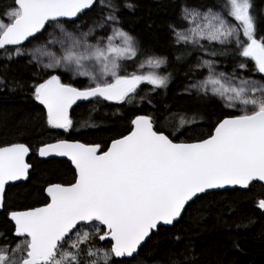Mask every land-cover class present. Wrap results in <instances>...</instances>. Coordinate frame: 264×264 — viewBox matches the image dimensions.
Here are the masks:
<instances>
[{
	"label": "snow or ice",
	"instance_id": "obj_1",
	"mask_svg": "<svg viewBox=\"0 0 264 264\" xmlns=\"http://www.w3.org/2000/svg\"><path fill=\"white\" fill-rule=\"evenodd\" d=\"M216 6L183 0L167 26L175 44L191 46L176 60L199 53L190 72L208 71L205 79L185 89H197L211 102L213 110L206 109L208 130L189 134L186 140L181 137L195 120L181 117L169 128L151 114L135 115L126 131L107 140L75 138L78 102L122 105L142 84L155 91L167 88L171 79V73L160 74L169 63L165 56L146 55L139 65L151 69L146 73L122 66V61L134 60L140 48L121 26L119 0H12L0 12V58L12 62L29 57L27 65L48 59L37 82L13 80L8 86L9 91L27 87L44 111L43 129L34 144H0V215L10 225L0 231V264H131L148 241L179 223L197 202L264 184V17L253 14L251 0H226L225 15L214 11ZM49 29L59 34L58 40L29 47L53 35ZM216 44L233 48L217 50ZM52 45H58L59 54L48 51ZM229 56L240 61L232 73L217 72V58ZM244 61L253 62L259 80L236 75L238 70L249 71ZM5 85L0 78V90ZM80 127L108 130L94 123ZM52 130L60 134L52 137ZM32 155L66 158L71 179L46 180L40 188L42 200L13 202L11 190L31 180ZM256 207L264 215V199ZM234 214L227 206L218 216L226 232H241L255 223L226 218ZM232 242L235 250L243 251L239 240ZM172 264L196 261L184 258Z\"/></svg>",
	"mask_w": 264,
	"mask_h": 264
},
{
	"label": "trees",
	"instance_id": "obj_2",
	"mask_svg": "<svg viewBox=\"0 0 264 264\" xmlns=\"http://www.w3.org/2000/svg\"><path fill=\"white\" fill-rule=\"evenodd\" d=\"M12 0H0V12L10 5ZM183 0H128L132 4L131 9L123 7L124 0H119L121 11L118 14L121 26L125 31L136 37L140 51L134 60L122 61V66L127 71L144 72L150 71L147 66L139 68L145 61L146 55L165 56L168 65L160 69L161 75L171 73L170 82L165 89L152 90V86L142 84L137 93L129 98L124 104L105 102L109 109L117 108V112L103 114L99 111L95 102L81 103L74 108V121H79L75 138L82 141L107 140L119 131H126L129 122L137 114H151L158 123H166L172 128L179 123L181 117L187 120H195L196 125L190 127L189 133L181 139H188V135H197L208 130V111L210 101L203 94L185 91L189 84L202 78L206 71L197 69L190 72L196 63L199 53H193L180 61L176 56L180 55L187 47L177 45L170 36L168 24L174 22L177 17V4ZM197 3L215 4L213 10L220 11L225 15L223 6L226 0H196ZM253 14L264 17V0H251ZM93 13H88V16ZM227 17V16H226ZM231 20V18L227 17ZM2 19V16H0ZM5 20L4 22H6ZM233 21V20H232ZM186 26V25H185ZM243 39V37H241ZM46 40L42 38L40 42ZM38 41H33V43ZM201 43L207 44V41ZM217 50H228L233 45H214ZM11 51V49H9ZM3 53H0V57ZM204 58H209L204 56ZM27 59H16L8 62L0 58V77L6 81L3 90H0V144L8 142L35 143L37 136L43 129V106L31 98V93L25 87L22 90L9 91L11 81L15 80L24 85H30L37 80L35 64L27 65ZM217 69H222L231 74L234 64L240 62L235 58L219 57L216 60ZM248 64L249 71L255 72L253 62L244 61ZM239 71V70H238ZM44 73H42V76ZM256 77H260L255 72ZM68 80L66 76L63 77ZM150 89V90H149ZM148 90L149 98L140 100V95ZM151 100V104L148 101ZM216 103L222 102L213 97ZM207 109V110H206ZM225 111H230L225 109ZM84 123L103 125L107 131L96 132L89 128L80 127ZM55 137L58 130L48 133ZM29 162L33 164L31 180L27 183H18L9 195L13 202H35L44 198L40 188L46 180L62 182L71 179V165L67 160L41 159L32 155ZM264 198V185L256 183L247 191H227L197 202L189 209V213L173 227H165L160 235L154 236L144 246L136 261L146 264H172L177 259H194L196 264H264V215L256 207L257 202ZM227 206L235 210L231 219L245 218L255 221L248 229L241 232L235 230L226 232L218 216ZM10 225L0 215V231H7ZM176 237L180 239L177 240ZM233 239L240 241L243 251H237L233 247ZM98 246H106L105 242H98ZM135 261H132L133 263Z\"/></svg>",
	"mask_w": 264,
	"mask_h": 264
},
{
	"label": "rangeland",
	"instance_id": "obj_3",
	"mask_svg": "<svg viewBox=\"0 0 264 264\" xmlns=\"http://www.w3.org/2000/svg\"><path fill=\"white\" fill-rule=\"evenodd\" d=\"M124 4H128V0H124ZM214 11H216V12H220V11H218V10H214ZM221 13V12H220ZM221 15H223L222 13H221ZM225 18L226 19H228L226 16H225ZM229 20V23H232L233 24V26H235V22L234 21H232V20H230V19H228ZM8 21H6L5 23H7ZM187 26V25H186ZM71 30V29H70ZM83 31H87V27H84L83 29H82ZM49 32H52L53 33V35H51V36H46V40H44V41H42V42H40V41H38V42H35V43H33V45H30L29 47H32V46H39V45H41V44H44V43H46L47 41H49V40H52V41H54V40H58L59 39V34L58 33H54L53 32V29H49ZM99 34V33H98ZM91 42H95V41H91ZM202 42V41H201ZM48 51H54V52H57V54H59V51H58V45H52V46H49V48H48ZM27 60L29 59V57H25ZM204 59H209V58H204ZM48 62V59L46 58V57H40L39 58V62H37V63H33V64H35L36 65V67H37V71L35 72V77H40V76H42V73H44V71L45 70H43L42 69V67H41V64L42 63H47ZM203 70H205L206 71V73H205V75L202 77V78H199V79H195V80H193L190 84H189V86L191 85V84H193V83H197L198 81H201V80H203V79H205V77L208 75V71H207V69L205 68V69H203ZM216 71L217 72H220V71H223V72H225L224 70H220V69H217L216 68ZM148 72V71H147ZM236 75L237 76H244L245 78H248L249 77V75L251 76V78H253V79H257V80H259L260 78L259 77H256L255 76V72H253V71H248V72H241V71H237L236 72ZM1 78V77H0ZM68 79H69V77H68ZM78 79H82V78H78ZM87 80V79H86ZM150 90V89H149ZM190 93H199V94H202L201 92H199L197 89H191L190 91H189ZM210 94V93H209ZM147 98H149V91L148 90H146V91H144L141 95H140V100H144V99H147ZM219 99V98H218ZM221 101V100H220ZM97 102V106H98V109H99V111L101 112V113H103V114H110V113H113V112H117V108H111V109H109L108 107H105V106H103V104L101 103V101H96ZM222 102V101H221ZM223 103V102H222ZM131 264H146V263H143L142 261H139V260H137V261H135V262H133V263H131Z\"/></svg>",
	"mask_w": 264,
	"mask_h": 264
},
{
	"label": "flooded vegetation",
	"instance_id": "obj_4",
	"mask_svg": "<svg viewBox=\"0 0 264 264\" xmlns=\"http://www.w3.org/2000/svg\"><path fill=\"white\" fill-rule=\"evenodd\" d=\"M66 77L68 78V76L66 75ZM69 80V79H68ZM68 80H66V81H68ZM78 80H80V81H83L84 83H87V80H86V78H82V79H78ZM93 102H95L96 104H97V102L96 101H93ZM106 101H101V103L103 104V106H105V107H108V106H106V103H105ZM79 104H81V103H79ZM75 108V107H74ZM118 110V109H117ZM41 159H43V158H41ZM63 160V159H62ZM28 162H29V160H28ZM30 163V162H29ZM263 185V184H262ZM264 199V198H263ZM261 200V199H260Z\"/></svg>",
	"mask_w": 264,
	"mask_h": 264
},
{
	"label": "water",
	"instance_id": "obj_5",
	"mask_svg": "<svg viewBox=\"0 0 264 264\" xmlns=\"http://www.w3.org/2000/svg\"><path fill=\"white\" fill-rule=\"evenodd\" d=\"M78 103H83V102H78ZM75 107V106H74ZM137 115H142V114H137ZM134 118V117H133ZM46 159V158H43ZM57 159H63V160H67L66 158H57ZM261 184V183H260ZM264 185V184H263ZM166 227H173V226H166Z\"/></svg>",
	"mask_w": 264,
	"mask_h": 264
}]
</instances>
